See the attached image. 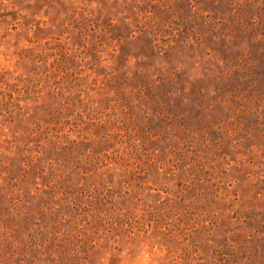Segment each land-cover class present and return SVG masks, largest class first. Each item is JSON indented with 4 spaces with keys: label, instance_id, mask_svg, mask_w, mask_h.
Segmentation results:
<instances>
[{
    "label": "rangeland",
    "instance_id": "rangeland-1",
    "mask_svg": "<svg viewBox=\"0 0 264 264\" xmlns=\"http://www.w3.org/2000/svg\"><path fill=\"white\" fill-rule=\"evenodd\" d=\"M0 264H264V0H0Z\"/></svg>",
    "mask_w": 264,
    "mask_h": 264
}]
</instances>
